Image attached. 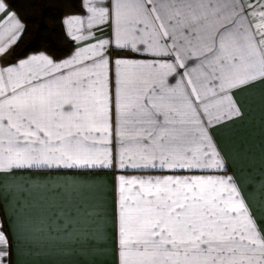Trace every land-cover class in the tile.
Instances as JSON below:
<instances>
[{
  "label": "snow or ice",
  "instance_id": "obj_1",
  "mask_svg": "<svg viewBox=\"0 0 264 264\" xmlns=\"http://www.w3.org/2000/svg\"><path fill=\"white\" fill-rule=\"evenodd\" d=\"M145 2L84 0L87 26L111 21V42L116 48L166 55L160 37L169 32L145 39L136 35L134 25L144 22L141 17L150 18L158 10L169 8L175 15L167 18L174 20L182 9L192 10L193 0H150L155 5L151 8H145ZM260 8L258 13L252 10L255 23L248 21L246 28L233 22L232 27L213 37L218 50L208 48L214 57L210 75L219 81L218 92L212 95H219L223 108L217 115L209 111L208 104L193 103L190 97L200 98L195 86L190 93L179 95L163 87L164 76L173 69L167 63L136 64L118 58L112 63L121 69L119 82L110 90L106 75L109 61L98 51L109 41L94 45L90 53L87 49L77 52L62 63L36 55L0 68V181L12 177L17 169L111 167L107 144L115 132L122 149L120 168L225 173L120 176L119 264H264V231L257 226L242 195L239 179L227 174L231 168L225 155L200 121L201 114H205L208 125L241 117L243 112L230 92L264 78V5ZM125 9L132 10L135 17L122 28ZM5 11L6 5L0 0V14ZM241 13L249 15L243 6L237 15ZM155 19L161 17L156 15ZM83 23L81 17L65 20L77 31ZM22 27L15 13L0 20V55L16 42ZM160 27L163 29L164 24ZM229 40L231 48L226 46ZM138 42L146 48L138 49ZM82 54L92 61L88 75H81L75 67ZM129 68L153 69L160 84L154 91L159 95L144 100L142 89L133 87L124 71ZM135 83L143 81L138 78ZM178 104L185 106L187 113L178 109ZM190 125L198 131L190 133ZM259 182L264 185V177ZM53 211L58 214L64 210ZM8 244L0 231V256Z\"/></svg>",
  "mask_w": 264,
  "mask_h": 264
},
{
  "label": "crops",
  "instance_id": "obj_2",
  "mask_svg": "<svg viewBox=\"0 0 264 264\" xmlns=\"http://www.w3.org/2000/svg\"><path fill=\"white\" fill-rule=\"evenodd\" d=\"M0 14L2 20L8 13H15L9 5ZM84 4V0H83ZM264 5V0H193L192 10L182 9L181 15L174 20L168 16L175 15L173 9H162L152 14V17H141L143 23H136V35L153 39L163 31L170 33L160 37V44L167 53L154 56L150 52L131 49H118L111 42V21L87 26L88 13L68 15L64 18V26L69 38L74 42V50L63 59H54L45 52L32 53L21 59H12L11 52L23 33L24 23L19 19L22 30L14 44L0 55V68L14 66L20 61L32 56L44 55L55 63L70 60L77 52L85 49L91 52L94 45L109 41L104 49H99L108 59L106 70L108 87L111 90L119 82L121 69L113 65L120 58L130 63L153 64L167 63L173 69L164 76L163 87L174 90V94L190 93L195 86L200 98L193 100L194 104L209 105L213 115L223 111L219 106V81L213 79V67L210 61L214 59L211 52L218 50V41L213 37L224 28L232 27V23L243 24L248 21L255 23L252 10L258 13ZM155 5L146 0L145 8ZM243 8L249 13L244 16ZM159 15L160 20L155 16ZM70 17H81L84 21L79 30L69 28L65 20ZM135 17L130 9H125L121 19L122 28L128 27V21ZM194 17H201L195 20ZM179 21V23H177ZM164 24V28L160 27ZM251 32V29H249ZM259 39V37H257ZM8 41V29L5 28L4 41ZM228 48L231 41L226 42ZM138 49L146 45L137 43ZM75 67L81 75H88L92 61L82 54ZM184 66L181 67L180 65ZM87 66V68L85 67ZM63 71H69L67 69ZM133 87L139 86L143 91V99L158 96L154 91L160 87L153 69H125ZM143 81L136 85V80ZM191 81L192 83H189ZM231 97L238 103L243 115L239 118L223 120L221 123L208 125L205 114L200 115L208 135L218 149L226 157V165L230 166L228 175L236 176L240 181L242 195L250 207L257 226L264 231V185L259 181L264 177V78L246 86L233 89ZM187 113L183 105H176ZM190 115V113H188ZM211 118V117H208ZM189 132L198 131L189 126ZM107 149L111 153L112 165L108 168L93 169H17L12 177L0 181V231L9 241L0 256V264H119L118 249V178H140L142 176L161 175H224L220 171L177 170L170 173L167 169H135L119 167L121 145L115 132L110 137ZM56 214L53 210H60Z\"/></svg>",
  "mask_w": 264,
  "mask_h": 264
},
{
  "label": "trees",
  "instance_id": "obj_3",
  "mask_svg": "<svg viewBox=\"0 0 264 264\" xmlns=\"http://www.w3.org/2000/svg\"><path fill=\"white\" fill-rule=\"evenodd\" d=\"M24 23L23 33L12 49L11 58L21 59L45 52L63 59L74 50L64 18L84 11L83 0H4Z\"/></svg>",
  "mask_w": 264,
  "mask_h": 264
}]
</instances>
